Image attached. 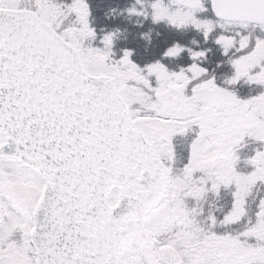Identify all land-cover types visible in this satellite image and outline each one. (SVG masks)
<instances>
[{
  "label": "snow or ice",
  "instance_id": "snow-or-ice-1",
  "mask_svg": "<svg viewBox=\"0 0 264 264\" xmlns=\"http://www.w3.org/2000/svg\"><path fill=\"white\" fill-rule=\"evenodd\" d=\"M0 264H264V0H0Z\"/></svg>",
  "mask_w": 264,
  "mask_h": 264
}]
</instances>
